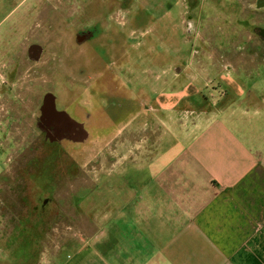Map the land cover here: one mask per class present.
Listing matches in <instances>:
<instances>
[{
  "label": "rangeland",
  "instance_id": "obj_1",
  "mask_svg": "<svg viewBox=\"0 0 264 264\" xmlns=\"http://www.w3.org/2000/svg\"><path fill=\"white\" fill-rule=\"evenodd\" d=\"M115 1L118 5L114 9L108 8ZM119 3L126 7L120 12L117 8ZM32 6L33 3L29 2L19 8L15 17L18 18V14ZM79 6L86 7L92 17H99L98 22L105 18L112 34H122L124 43L130 49L131 61L141 57L136 68L143 71L133 73L131 67L134 65H131L127 79L131 81V77L136 75L133 79L151 84L147 85L151 88L144 89L145 101L151 103L149 108L154 109L157 115L163 107L158 101L160 92L166 99L177 93L175 100L180 102L178 111L181 108L183 111L190 103L199 107L205 103L216 105L228 102L229 98L238 99L234 90L229 88L231 82L246 91L244 98L251 88H255V84L257 87L264 86V65L259 64L262 58L257 60L259 73L250 79L248 68L254 58L209 56L210 49L215 46H209L202 37V27L205 30L210 27L218 40L214 48L217 54L236 52L235 48L242 39L237 38L235 26L240 28V17L246 16L242 14L240 0H78ZM75 9L71 0H45L38 9L31 10L34 18L29 19V27L16 30V45L11 46V59L20 62L19 69L16 67L13 73H3V78L10 82L4 88L11 97L0 102V264L13 261L14 255L25 246L32 252L31 264L43 263L64 239L72 236L73 230L94 223L95 210L104 209L103 202L96 199L103 198L108 183H115V189L120 193L122 188H127L126 182H131L135 188L139 178L150 179L159 169L153 165L152 158L145 162L148 167L144 170L138 171L136 167L122 169L127 167L128 160L137 159L142 146L151 148L156 140L152 130L144 135L134 132L136 121L134 130H131L132 125L129 126L127 138H122L120 134L116 137L113 134L92 135L85 150L48 147L40 132H35V120L29 115L32 103L38 102L44 91L54 90L57 82L73 80L70 71H58L59 57L52 53L64 49V59L68 61L74 32L72 25L65 22L70 20ZM188 18L197 24L196 36L186 32ZM225 33L229 36H224ZM245 33L248 34V30ZM233 35L235 40H231ZM26 36L31 43L46 49L39 63L28 56L23 60L24 57L16 55L22 52L20 45L22 47ZM221 39L223 46L217 44L222 43ZM177 66L181 69L175 72L173 68ZM12 84L13 89L9 90ZM166 114L169 111L165 114L161 111L162 119L166 118ZM138 121L141 122L142 117ZM135 136H140V139L135 140ZM162 144L167 150L168 146L178 143L170 136ZM36 166H47L48 170L35 172ZM41 173L50 178L44 188L52 196L50 203L55 210H59V216L48 219L49 229L36 232L30 225L38 219L40 204L25 196L31 189H25L29 185H24L21 178L42 176ZM65 256L62 255V258ZM20 260L18 264H23L24 261Z\"/></svg>",
  "mask_w": 264,
  "mask_h": 264
},
{
  "label": "crops",
  "instance_id": "obj_2",
  "mask_svg": "<svg viewBox=\"0 0 264 264\" xmlns=\"http://www.w3.org/2000/svg\"><path fill=\"white\" fill-rule=\"evenodd\" d=\"M44 1L0 0V102L11 97L3 73L19 69L20 62L11 59L16 30L29 27L31 10ZM71 1L75 7L78 0ZM240 1L243 7L253 2ZM29 2L33 6L15 17ZM240 20V28H235L243 43L228 55L214 50L218 40L210 27H202L201 33L209 46H215L209 56L254 58L248 68L252 79L259 73L258 65H264V44L258 35L245 33L249 24ZM23 41L16 55L25 60L35 43L28 36ZM237 85L229 83L238 99L216 105L207 100L208 105L199 107L190 103L183 111H178L177 93L166 99L160 92L159 115L147 111V101L135 120L136 131L134 121L124 131L129 133L131 125L142 135L152 130L156 140L151 148L142 146L137 159L128 160L122 169L144 170L152 158L158 171L150 179L139 178L135 188L126 182L128 189L120 193L115 183H108L103 198L96 199L104 209L95 210L94 223L73 230L41 264H264V86L255 84L244 98L246 91ZM161 111H169L166 118ZM170 136L178 144L165 150L162 143ZM13 258L8 264L33 260L26 246Z\"/></svg>",
  "mask_w": 264,
  "mask_h": 264
},
{
  "label": "flooded vegetation",
  "instance_id": "obj_3",
  "mask_svg": "<svg viewBox=\"0 0 264 264\" xmlns=\"http://www.w3.org/2000/svg\"><path fill=\"white\" fill-rule=\"evenodd\" d=\"M120 4L117 7L119 12L126 8ZM117 5L116 1L111 2L108 8L112 9ZM75 7V12L70 18L71 23L68 19L65 22L67 24L68 21L67 25H72L74 32L72 50L67 55L68 61L64 59V49L59 53L56 50L52 53L59 57L58 71H70L73 80L63 79L54 84V90L44 91L40 100L32 103L29 112L35 120V132H40L46 146L61 150L75 147L85 150L89 147L91 136L97 134H113L115 137L120 134L122 138H127V133L122 131L144 112V89L150 87L147 86L149 83L133 79L136 75L131 77V81L127 79L131 65H134L131 67L133 73L138 74L143 70L136 68L141 57L131 61L130 49L124 43L122 34H112L105 18H100L98 22L99 17L89 15L86 7H78V1ZM109 12L111 13L110 10ZM242 14H246L241 19L249 24L247 30L250 35H258L264 44V0H253L242 6ZM186 24V32L194 35L197 25L195 21L188 18ZM45 52L44 47L33 44L30 46L29 55L31 60L36 62L42 60ZM178 68L180 67H174L173 70L178 72ZM181 71L184 72V69ZM8 89L12 90V85ZM152 92L155 95L154 91ZM148 110L151 114L155 112L152 108ZM137 139H140V136H135V140ZM34 168L35 172L39 170L44 173L48 170L47 166ZM43 173L42 176L28 175L21 178L24 185H29L25 189H31L25 196L40 204L38 219L34 225H30L36 232L48 228V219L59 216V210H55L50 203L52 196L46 193L48 189L44 188L50 178Z\"/></svg>",
  "mask_w": 264,
  "mask_h": 264
}]
</instances>
